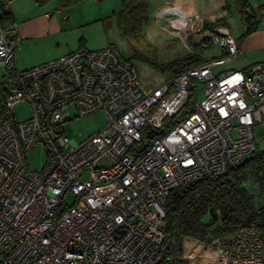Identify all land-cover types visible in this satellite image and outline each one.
<instances>
[{"label": "built area", "instance_id": "obj_1", "mask_svg": "<svg viewBox=\"0 0 264 264\" xmlns=\"http://www.w3.org/2000/svg\"><path fill=\"white\" fill-rule=\"evenodd\" d=\"M0 3L7 13L9 0ZM166 20L168 33L198 46L185 44L191 55L205 41L225 54L146 88L113 46L17 70L16 29L0 24V69L8 73L0 104V264H264L253 227L209 241L186 237L180 256L170 255L169 193L225 176L258 149L264 63L226 69L241 54L226 27H190L182 36ZM191 94L189 113L177 118ZM23 103L29 116L17 120L13 110ZM95 112L106 121L99 132L81 142L64 134L70 118ZM37 146L46 162L34 171L25 156Z\"/></svg>", "mask_w": 264, "mask_h": 264}, {"label": "rangeland", "instance_id": "obj_2", "mask_svg": "<svg viewBox=\"0 0 264 264\" xmlns=\"http://www.w3.org/2000/svg\"><path fill=\"white\" fill-rule=\"evenodd\" d=\"M12 1L14 0H9L11 7ZM54 1L49 0L41 4V7H47ZM121 1L80 0L68 7L61 8L66 14H70L74 21L78 22V27H74L68 30L66 34L61 35V42L75 45H78L79 42H84V48L87 50H98L113 46L131 62L138 73L141 83L146 88L159 86L170 77V73L162 70L161 67L191 55L185 44L190 49H195L198 46L193 44L190 39L182 40L168 33L165 28L167 27L166 22L162 18L158 19L155 13H153L154 2L151 0H147L145 3V10L143 15L141 14L142 22L139 30L133 33L124 31L118 26L116 21V14L121 9ZM248 2L251 3L253 0H248ZM45 10L48 12L52 11L50 7H47ZM228 27L233 37L241 33L240 21L233 10L228 17ZM205 42L202 43L201 48L204 47ZM208 42L211 43L210 41ZM52 45L53 47H49L48 51L57 52L56 50L59 46H56V38H53ZM210 47V50L208 48L201 51L203 59L210 58L218 52V46L210 45ZM62 49H64L63 45H61ZM35 50V53L32 51V54L35 55H31V58L28 60L29 63L44 56V52H48L41 51L38 48ZM19 55L20 52L17 51V58ZM32 66L21 67L19 62H15L17 70L27 69ZM7 80L8 73L0 69V98ZM201 97L202 95H200ZM29 113V107L24 103L17 105L13 110V114L17 120L27 118ZM105 124L103 112H95L84 117L70 118L63 124L62 130L67 137L81 142L99 132L105 127ZM254 131L257 147L264 149V125L255 126ZM25 159L29 169L39 171L45 165L46 154L41 146H37L26 153ZM242 185L248 194L251 195L254 208L256 210H264V186H261L256 177L250 173L244 175ZM66 198L68 202L72 201L71 196H67ZM218 224L214 225L218 226Z\"/></svg>", "mask_w": 264, "mask_h": 264}, {"label": "trees", "instance_id": "obj_3", "mask_svg": "<svg viewBox=\"0 0 264 264\" xmlns=\"http://www.w3.org/2000/svg\"><path fill=\"white\" fill-rule=\"evenodd\" d=\"M49 0H35L39 5ZM60 8L68 7L80 0H57ZM147 0H122L121 9L116 14V21L124 31L137 32L141 25ZM234 11L243 24L244 37L254 32L264 13L261 5L254 9L247 0H231ZM2 9V8H1ZM140 14V15H139ZM10 14L1 12L0 24L9 19ZM209 24L205 29L209 28ZM238 45V43H237ZM210 48V43H204L200 54L189 55L179 61L171 62L163 67L173 77L186 69L203 62L201 51ZM2 89L0 104L4 97ZM192 94L186 107L177 118L189 113ZM255 176L261 186H264V149H257L244 160L241 166L230 169L225 176L202 180L185 189L171 191L164 207L166 230L170 236V255L177 257L182 252V243L186 237H194L200 241H209L214 236H231L237 227H253L260 237L264 248V210H256L252 197L242 185L245 174ZM230 177V181L226 178ZM207 218L206 220H204ZM219 223L218 226L214 224Z\"/></svg>", "mask_w": 264, "mask_h": 264}, {"label": "crops", "instance_id": "obj_4", "mask_svg": "<svg viewBox=\"0 0 264 264\" xmlns=\"http://www.w3.org/2000/svg\"><path fill=\"white\" fill-rule=\"evenodd\" d=\"M151 1L154 2L152 11L155 15H157L156 13H159L160 8L168 7V9L165 10L162 19L165 22L167 21L166 19H172L174 26L177 25L175 28L177 27V30L182 36L189 34L190 27L200 33L202 30L208 31L214 26L222 25L229 31L228 17L231 11H234L231 0ZM262 4H264V1L262 0L250 3L254 9ZM11 5L12 7L9 4L7 12L10 14V17L4 22V25H13L16 29L17 45L15 48L14 61L19 62L21 67H28L31 65L36 66L40 63L60 57L80 48H84V42H79L78 45L61 42V35L66 34L68 30L74 27H78V22L74 21L70 14H66L64 10H61L58 1L55 0L47 6L52 9L51 12L46 11L45 9L47 7H41V5L37 4L35 0H14ZM1 8L2 5L0 3V15L3 11ZM208 24L210 25L209 28L205 29V26ZM240 24L242 33L244 27L241 21ZM241 33L234 37L236 43H238L237 47L240 49L241 54L235 60L226 64L224 66L226 69L244 71L254 64L264 63V17L261 18V21L254 32L244 37H240ZM53 38H56V46H59L56 50L57 52L48 51L49 47H53ZM61 45L64 46V49L62 50ZM210 45L216 44L210 43ZM36 48L48 52H44V56L29 63L28 60L31 58V55H35L32 54V51L35 53ZM17 51L20 52L18 58ZM224 54V49L218 46V52L210 58L222 56Z\"/></svg>", "mask_w": 264, "mask_h": 264}, {"label": "water", "instance_id": "obj_5", "mask_svg": "<svg viewBox=\"0 0 264 264\" xmlns=\"http://www.w3.org/2000/svg\"><path fill=\"white\" fill-rule=\"evenodd\" d=\"M226 180H227V181H230V177H227Z\"/></svg>", "mask_w": 264, "mask_h": 264}]
</instances>
